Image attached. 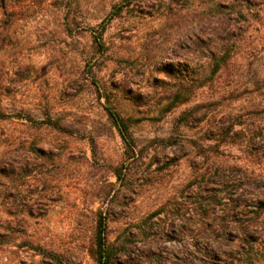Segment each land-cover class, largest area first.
Listing matches in <instances>:
<instances>
[{
	"label": "rangeland",
	"instance_id": "obj_1",
	"mask_svg": "<svg viewBox=\"0 0 264 264\" xmlns=\"http://www.w3.org/2000/svg\"><path fill=\"white\" fill-rule=\"evenodd\" d=\"M100 216L113 264H264V0H0V264Z\"/></svg>",
	"mask_w": 264,
	"mask_h": 264
},
{
	"label": "trees",
	"instance_id": "obj_2",
	"mask_svg": "<svg viewBox=\"0 0 264 264\" xmlns=\"http://www.w3.org/2000/svg\"><path fill=\"white\" fill-rule=\"evenodd\" d=\"M119 14V11L116 13H112L109 18L104 20L96 30L93 32V36L95 39V42L99 48L100 51H104L105 48V42L103 40V36L106 32V29L108 25L110 24L111 20L114 16H117ZM223 59V58H222ZM219 60H215L216 69L213 71V73H216L219 66ZM97 87H99L96 84ZM105 109L109 114L110 119L113 121L114 125L119 129L120 133L126 137L128 134V126L126 124V121L120 116V114L115 110V108L109 104H105ZM105 217L100 216V219L98 221L97 225V231H96V251L95 255L98 261V264H113V248H111L110 244L107 240V223L105 222ZM249 247L252 250V252L255 250V247L253 244L249 243ZM43 254L45 252L43 251ZM52 256V254H49L48 257ZM217 257L215 254L212 255V260H215ZM250 264H260L261 260L260 257H258V254L256 253L254 255V259H252ZM224 264H247L246 262L242 260H234L229 259L224 262Z\"/></svg>",
	"mask_w": 264,
	"mask_h": 264
}]
</instances>
